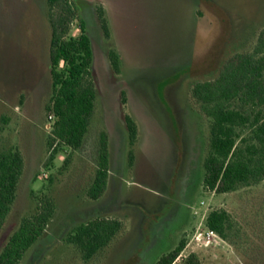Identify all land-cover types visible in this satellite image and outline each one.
Wrapping results in <instances>:
<instances>
[{
	"label": "rangeland",
	"instance_id": "rangeland-1",
	"mask_svg": "<svg viewBox=\"0 0 264 264\" xmlns=\"http://www.w3.org/2000/svg\"><path fill=\"white\" fill-rule=\"evenodd\" d=\"M66 7L67 36L83 22L93 49L94 109L77 150L50 147L52 129H45L55 121L46 110L48 16ZM263 28L264 0H62L52 7L0 0V150L17 148L24 161L0 252L21 221L51 200L55 214L19 264H156L181 241L175 264L192 254L199 264H264V182L228 194L204 186L209 124L189 95L228 57L251 50ZM101 138L108 180L91 200ZM213 210L229 214L231 240L197 247L193 235ZM101 216L119 220L122 230L84 260L68 235Z\"/></svg>",
	"mask_w": 264,
	"mask_h": 264
},
{
	"label": "trees",
	"instance_id": "trees-1",
	"mask_svg": "<svg viewBox=\"0 0 264 264\" xmlns=\"http://www.w3.org/2000/svg\"><path fill=\"white\" fill-rule=\"evenodd\" d=\"M47 2L52 7L62 0ZM69 15L70 8L66 7L64 13L48 16L51 97L46 110L55 118L49 146L58 142L77 150L94 109L95 88L89 80L93 49L83 22L77 34L67 36ZM113 62L117 69V57ZM189 95L209 124L204 186L215 194H228L264 182V28L251 50L228 57L215 78L194 83ZM129 130L133 140L130 124ZM97 157L95 177L87 192L91 200L102 197L107 186L104 138L99 141ZM23 170V156L17 148L0 150V231L15 202ZM54 214L55 205L46 200L31 217L24 218L0 252V264H19L44 234ZM205 226L223 241L231 240L232 220L226 211L209 212ZM121 230L119 220L95 217L75 226L67 240L79 249L84 260H89L108 247ZM183 248L181 241L156 264H175ZM184 264L199 262L192 254Z\"/></svg>",
	"mask_w": 264,
	"mask_h": 264
},
{
	"label": "built area",
	"instance_id": "built-area-1",
	"mask_svg": "<svg viewBox=\"0 0 264 264\" xmlns=\"http://www.w3.org/2000/svg\"><path fill=\"white\" fill-rule=\"evenodd\" d=\"M53 118L52 115L48 117V120H51ZM46 130H51L52 125L51 123L47 122L45 125ZM203 205V202L200 203ZM223 240L218 236L216 232L213 230L207 228L204 226L203 228L200 227L196 230L195 234L193 235V243L195 246L200 247V248H209L213 246H218ZM181 256L179 255L178 258ZM177 258V259H178Z\"/></svg>",
	"mask_w": 264,
	"mask_h": 264
}]
</instances>
